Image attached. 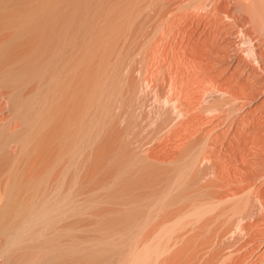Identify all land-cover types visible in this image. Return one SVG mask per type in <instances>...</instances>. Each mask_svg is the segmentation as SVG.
<instances>
[{
	"label": "rangeland",
	"instance_id": "rangeland-1",
	"mask_svg": "<svg viewBox=\"0 0 264 264\" xmlns=\"http://www.w3.org/2000/svg\"><path fill=\"white\" fill-rule=\"evenodd\" d=\"M45 253L264 264V0H0V264Z\"/></svg>",
	"mask_w": 264,
	"mask_h": 264
},
{
	"label": "bare ground",
	"instance_id": "bare-ground-1",
	"mask_svg": "<svg viewBox=\"0 0 264 264\" xmlns=\"http://www.w3.org/2000/svg\"><path fill=\"white\" fill-rule=\"evenodd\" d=\"M62 4V3H61ZM7 7H9V6H7ZM262 16V15H261ZM168 20V19H167ZM233 20V19H232ZM238 21V20H237ZM191 28V27H190ZM188 36H189V34H188ZM198 36V35H197ZM209 36H210V34H209ZM181 39V38H180ZM214 39V38H213ZM186 40H188V37H187V39ZM180 41H182V39L180 40ZM222 42V41H221ZM254 51V50H253ZM181 52H183V51H181ZM249 60V59H248ZM22 75H23V73H22ZM220 86V85H219ZM57 87V86H56ZM85 87V86H84ZM83 87V88H84ZM217 87V86H216ZM56 89V88H55ZM213 90V89H212ZM219 90V89H218ZM216 92V91H215ZM212 93H214V91L212 92ZM221 93V92H220ZM225 93V92H224ZM211 94V93H210ZM210 94H208V96L210 95ZM223 94V93H222ZM262 94V93H261ZM210 96H212V95H210ZM220 96V95H219ZM223 96L224 95H222V98H223ZM228 96V95H227ZM48 97H50V96H48ZM17 98V97H16ZM178 98H180V97H178ZM206 98V97H205ZM211 98V97H210ZM229 98V97H228ZM4 99V98H3ZM169 99V98H168ZM166 100L167 102H171V103H173L174 101L171 99V101H169V100ZM207 99V98H206ZM205 99V100H206ZM220 99V98H219ZM224 99V98H223ZM208 100H210V99H208ZM43 101L44 100H42L41 102L43 103ZM91 101V100H90ZM158 101H159V99H158ZM176 101V100H175ZM203 101H204V99H203ZM206 101H204V103H205ZM39 103V102H38ZM101 103V102H100ZM166 103V102H165ZM170 103V104H171ZM176 103H177V101H176ZM168 104V103H167ZM175 104V103H174ZM166 105V104H165ZM168 106V105H167ZM175 106V105H174ZM173 106V107H174ZM174 108H176V107H174ZM193 109V108H192ZM217 109V108H216ZM176 109H174V111H175ZM180 110V109H179ZM204 111V110H203ZM176 112H178L177 110H176ZM212 113V112H211ZM173 114V113H172ZM175 114H177V113H175ZM180 114H182V113H180ZM206 114V113H205ZM179 116V115H178ZM203 116V115H202ZM202 116H200V117H202ZM180 117H182V115H180ZM199 117V116H198ZM204 117V116H203ZM198 119V118H197ZM204 119H207V117L206 118H204ZM123 121V120H122ZM199 122V121H198ZM192 123V122H191ZM194 123V122H193ZM191 126V125H190ZM189 126V127H190ZM194 126V125H193ZM190 129V128H189ZM186 133V132H185ZM189 133H191V132H189ZM189 135V134H188ZM189 137V136H188ZM78 148V147H77ZM59 155V154H58ZM167 191V190H166ZM210 197H212V196H210ZM213 202H215V199H214V201ZM91 203V202H90ZM213 206H215V205H213ZM262 207V206H261ZM192 222V221H191ZM240 226V225H239ZM238 226V227H239ZM238 231V230H237ZM242 232V231H241ZM236 234V233H235ZM60 235V234H59ZM65 238V237H64ZM140 241V240H139ZM94 243V242H93ZM137 243H139V242H137ZM224 243V242H223ZM62 244H64V243H62ZM68 245V244H67ZM110 245V244H109ZM116 245V244H115ZM114 245V246H115ZM117 245H119V244H117ZM135 245H136V243H135ZM134 246V245H133ZM85 247V246H84ZM108 247V246H107ZM135 247V246H134ZM263 247V246H262ZM35 249V248H34ZM83 250V249H82ZM82 250H81V254H82ZM94 250V249H93ZM97 250V249H96ZM84 253V252H83ZM161 253H162V251H161ZM161 253H159V255H157V258H159L162 254ZM32 257H34V258H32V259H34V262H36V264H69V263H67V262H64V261H62V255L60 256V255H56V254H53V255H51V256H49L48 254H43V255H41V254H38V255H35V256H32ZM49 260H51V261H49ZM139 260V259H138ZM124 263H126V264H130V261H129V259H127V260H120V262H119V264H124ZM71 264V263H70Z\"/></svg>",
	"mask_w": 264,
	"mask_h": 264
}]
</instances>
